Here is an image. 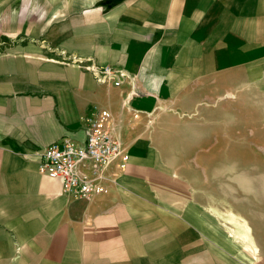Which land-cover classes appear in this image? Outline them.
<instances>
[{
    "label": "crops",
    "instance_id": "1",
    "mask_svg": "<svg viewBox=\"0 0 264 264\" xmlns=\"http://www.w3.org/2000/svg\"><path fill=\"white\" fill-rule=\"evenodd\" d=\"M60 55L132 83H99ZM254 94L264 0H0V264H264L253 229L156 142ZM89 116L127 162L107 169L106 191L73 199L39 172V151L81 141Z\"/></svg>",
    "mask_w": 264,
    "mask_h": 264
},
{
    "label": "rangeland",
    "instance_id": "2",
    "mask_svg": "<svg viewBox=\"0 0 264 264\" xmlns=\"http://www.w3.org/2000/svg\"><path fill=\"white\" fill-rule=\"evenodd\" d=\"M252 98L241 112L232 102L212 103L208 118H194L186 130L172 126L156 142L185 175L209 188L213 203L235 210L264 250V96Z\"/></svg>",
    "mask_w": 264,
    "mask_h": 264
},
{
    "label": "built area",
    "instance_id": "3",
    "mask_svg": "<svg viewBox=\"0 0 264 264\" xmlns=\"http://www.w3.org/2000/svg\"><path fill=\"white\" fill-rule=\"evenodd\" d=\"M61 56V55H60ZM90 72L99 83L122 85L132 83V76L123 68L98 64L89 58L60 57ZM81 141L67 136L49 143L39 151V172L59 183V192L73 199H85L106 191L107 169L123 168L127 152L110 127L97 116L82 119Z\"/></svg>",
    "mask_w": 264,
    "mask_h": 264
}]
</instances>
